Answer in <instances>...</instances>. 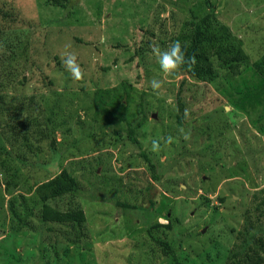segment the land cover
<instances>
[{
	"label": "rangeland",
	"instance_id": "obj_1",
	"mask_svg": "<svg viewBox=\"0 0 264 264\" xmlns=\"http://www.w3.org/2000/svg\"><path fill=\"white\" fill-rule=\"evenodd\" d=\"M61 2L0 0V220L8 223L0 244L20 258L0 250V264H168L153 239L201 232L210 240L243 225L241 211L264 189V135L257 129L264 111L248 116L229 106L218 90L233 93L224 82H199L181 69L164 73L154 48L167 49L186 31L190 11L207 13L213 4L250 63L259 62L264 0ZM66 53L75 55L83 79L65 67ZM153 80L161 86L154 89ZM231 81L239 86L242 78ZM121 83L132 88L119 101L123 122L95 120V92ZM63 170L76 178L77 193L48 203L60 211L81 208L85 222L78 230L42 222L41 204L29 193L34 182ZM10 202L23 221L13 233ZM156 224L162 226L152 229ZM66 239L71 245L60 247ZM189 241L175 243L180 258L197 255Z\"/></svg>",
	"mask_w": 264,
	"mask_h": 264
},
{
	"label": "trees",
	"instance_id": "obj_2",
	"mask_svg": "<svg viewBox=\"0 0 264 264\" xmlns=\"http://www.w3.org/2000/svg\"><path fill=\"white\" fill-rule=\"evenodd\" d=\"M53 1L64 5L61 0ZM208 7L211 11L207 13L196 14L197 12L193 13L190 11L192 17L189 23H185L184 25L186 31L178 34L175 39H172V42L177 40L181 42L186 57L193 55L196 57V63L191 69L185 64L181 70L187 72L192 79L199 82L214 85H217L219 82L228 84L233 93L229 92V90L227 92L225 88L219 89L218 87V90L227 95L229 106L248 116L256 112L259 107L264 111V54L261 56L259 62L250 63L249 57L244 52L242 41L235 37L226 25L221 24L217 20L214 13V5L209 4ZM248 72H250L249 76H247ZM233 77L242 78L239 86H232L231 80ZM131 89L130 84L121 83L118 88L97 90L94 95V119H100L107 125L122 123L125 106L121 105L119 101L123 97L127 99L130 96ZM222 111H224L223 108ZM262 118L263 116L261 115L258 120ZM258 120L253 122V124L256 125ZM257 129L264 135V126L257 127ZM128 135L133 143H137L136 138H134V130L130 129ZM141 156L150 165V169L156 173L157 167L152 159L146 153H142ZM174 156L178 159L182 155L178 152ZM157 176V174L153 176L154 180H158ZM76 182L77 180L72 174L63 170L53 178L42 183L36 181L29 187V193H32L34 203L39 202L41 204L39 216L42 222L69 224L72 229L77 230L85 222V214L81 208H69L60 211L48 203L66 195H75L77 193ZM252 195H254L255 200L251 206L249 205L244 211H241L243 225L228 228L229 236H220V233H218L219 238L223 241H232V243L230 242L231 248L222 246L220 243L224 242L218 239V235L216 237L211 235V239L209 240L201 232L196 233L195 236L191 234L174 235L175 237L172 238V242L153 239L161 248L160 250L165 256L166 262L168 264H193L195 257L201 256L199 264H264V189ZM229 198L232 199V197ZM205 200L209 202V199L206 198ZM219 200L221 203L225 201L224 198H220ZM117 204L123 209L127 207L136 209L132 206L123 205L120 202H117ZM8 207L12 218L9 225L11 226V232H18L22 226L20 224L23 221L15 212L11 202ZM32 210L30 211L32 212ZM7 224L5 219L0 220V230L2 229L0 232L3 234L5 233L3 230ZM161 226L156 224L153 225L152 229H157ZM165 227L170 229L169 226ZM79 238V234L77 233L73 243H79ZM195 238L199 239L200 243L198 246H193L194 243L191 244ZM188 239L192 241H189L190 244H187V247H191L192 250L194 249L193 251L197 255L195 257L189 255L188 258L183 259L180 258V253L177 254V249H175L174 245L177 243L179 247ZM64 244L71 245V242L66 239V243H61L59 246L62 247ZM4 245L0 244V250L12 257L13 260L19 262V256L12 252H7L6 245ZM219 245L224 248L222 254H220ZM58 247H52L55 257H57L55 249H58ZM75 247L76 252H78L79 246L76 244Z\"/></svg>",
	"mask_w": 264,
	"mask_h": 264
},
{
	"label": "clouds",
	"instance_id": "obj_3",
	"mask_svg": "<svg viewBox=\"0 0 264 264\" xmlns=\"http://www.w3.org/2000/svg\"><path fill=\"white\" fill-rule=\"evenodd\" d=\"M154 53L158 58V63L162 71L169 75L177 73L185 64H187L189 69H191L192 66L195 65L196 63L195 55L191 57H186L184 48L182 47L181 42L178 40L172 42L169 45V47L165 50H161L159 47H155ZM63 63L67 68V70L71 73L73 79L75 80L83 79V71L80 68L79 64L77 63L75 55L71 53H66ZM152 86L154 89H157L161 86V83L157 80H153ZM167 142L172 143L173 138L168 137ZM159 147H160L159 142L153 140L152 150L158 151Z\"/></svg>",
	"mask_w": 264,
	"mask_h": 264
}]
</instances>
